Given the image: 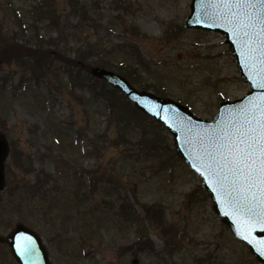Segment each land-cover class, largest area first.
Listing matches in <instances>:
<instances>
[{
  "label": "rangeland",
  "instance_id": "obj_1",
  "mask_svg": "<svg viewBox=\"0 0 264 264\" xmlns=\"http://www.w3.org/2000/svg\"><path fill=\"white\" fill-rule=\"evenodd\" d=\"M36 1L0 0L4 33L21 35L10 5L28 27ZM48 1L66 32L60 48L89 46L118 63L140 57L142 79L162 85L165 96L196 117L211 119L219 100L248 91L220 36L183 29L191 0H79L102 19L98 31L70 15V0ZM47 23L38 26L48 37ZM130 25L140 36L129 34ZM52 64L44 77L29 63L0 67V135L10 148L0 236L24 224L42 238L53 264H259L218 220L160 124L139 116L114 119L108 95L101 97L111 87L73 86L64 68ZM141 237H147L143 244ZM0 264H17L4 244Z\"/></svg>",
  "mask_w": 264,
  "mask_h": 264
},
{
  "label": "water",
  "instance_id": "obj_2",
  "mask_svg": "<svg viewBox=\"0 0 264 264\" xmlns=\"http://www.w3.org/2000/svg\"><path fill=\"white\" fill-rule=\"evenodd\" d=\"M214 11L210 0H192L190 14L185 20L184 27L222 35L224 43L232 52L241 78L250 87V92L235 102L220 101L218 113L212 121L195 118L188 109L171 100L137 92L126 80L110 72L95 69L92 73L118 88L140 111L169 129L174 138L177 154L201 178L202 188L213 200L214 210L219 219L248 245L255 259L264 264V227L257 224L250 231L246 230L241 219L225 203V195L219 190L214 191L217 188L215 178L202 167L205 150H213L209 138H215L230 121L240 117L243 109L250 104H258L260 98L264 97V87L260 86L264 83V57L258 52H254L250 57L244 46V38L234 32L226 21L215 18ZM6 154V143L0 139V188L4 182L2 171ZM245 235L248 239H244ZM3 242L9 246L18 264H51L40 238L22 225L16 226L7 238L0 237V243Z\"/></svg>",
  "mask_w": 264,
  "mask_h": 264
},
{
  "label": "snow or ice",
  "instance_id": "obj_3",
  "mask_svg": "<svg viewBox=\"0 0 264 264\" xmlns=\"http://www.w3.org/2000/svg\"><path fill=\"white\" fill-rule=\"evenodd\" d=\"M210 4L215 18L244 38L250 57L254 52L264 57V0H210ZM209 143L213 150H205L202 167L215 178L214 191L225 195V203L246 230L257 224L264 227V97L243 109Z\"/></svg>",
  "mask_w": 264,
  "mask_h": 264
},
{
  "label": "trees",
  "instance_id": "obj_4",
  "mask_svg": "<svg viewBox=\"0 0 264 264\" xmlns=\"http://www.w3.org/2000/svg\"><path fill=\"white\" fill-rule=\"evenodd\" d=\"M38 4L41 6L37 7L34 10L37 16L35 19V24L33 26V31H29V33L31 32V37H28L27 35L28 30H26L25 35H23V25L20 23L19 17H16V19L17 21H19L17 23V26L19 29H21V39L17 40V38L14 36H7V34L3 33L0 28L1 64H24L25 62L23 60L26 58L32 61L34 67L41 70L40 68L44 65H47L48 61L57 60L63 64V67L68 69V73L70 74L69 76L71 78L73 86L75 84L83 85L85 82H88V85L93 89L108 88L104 81L96 80L94 78L87 79V76L84 75V73L90 74L93 66H99L108 70H114L118 73L123 72V75L132 83L138 85L141 90H148L152 88L154 89L155 94L159 96H165V91L163 88L152 87L147 83L146 85L142 84V71L138 67H134L132 64H127L126 62H121V64L118 65L111 63V61L104 60L103 58L98 56L99 52H96V50L93 51V49H91V47L89 46L86 50L78 49L75 52H69L65 49L60 48V41L66 40L67 38L65 35L66 32L62 33L64 29L61 27L62 23H60V18L56 16L55 12H53L52 9H50L49 5L51 4L48 0H38ZM70 7V13L76 17H79L81 20L80 23L91 22L90 26L95 29V31L102 29V19H98V17H93V15L89 14L86 6L79 5L77 1H70ZM44 21H48V25H46V27L48 26L49 30L54 29L56 31H59V33H61L62 35L59 34V38L56 40L51 37L47 39L44 36H40L39 31L41 30L38 24L41 23L40 25H42ZM32 42H34V44ZM45 45L48 46L49 49H45ZM52 48L56 50L55 53L51 51ZM141 64L142 62L139 61V65ZM75 69H77L79 72H75ZM143 69H145V67ZM110 91L111 93L108 91H103L101 97L104 95H108L111 106L115 108L116 113L113 115L114 119L115 116L122 117L127 115L133 118L132 120H134L135 118L137 119V116L142 119L144 118V116L140 114L135 108H133L132 104H130V102H128L123 95H120L117 90L110 88ZM160 142V140L157 141V143ZM164 147L165 145L162 146V149ZM198 190H200V188H198ZM155 216L156 217L150 216V218L156 220L160 217H157V215ZM161 221L162 219H159L158 222ZM158 224L159 223H157V225ZM167 231L168 233L171 232L170 229Z\"/></svg>",
  "mask_w": 264,
  "mask_h": 264
}]
</instances>
